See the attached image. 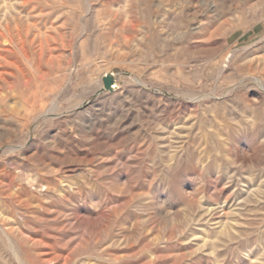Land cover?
Masks as SVG:
<instances>
[{
  "label": "rangeland",
  "instance_id": "1",
  "mask_svg": "<svg viewBox=\"0 0 264 264\" xmlns=\"http://www.w3.org/2000/svg\"><path fill=\"white\" fill-rule=\"evenodd\" d=\"M0 264H264V0H0Z\"/></svg>",
  "mask_w": 264,
  "mask_h": 264
},
{
  "label": "water",
  "instance_id": "2",
  "mask_svg": "<svg viewBox=\"0 0 264 264\" xmlns=\"http://www.w3.org/2000/svg\"><path fill=\"white\" fill-rule=\"evenodd\" d=\"M103 85L105 89L113 90L115 85V79L112 73L106 74L102 77Z\"/></svg>",
  "mask_w": 264,
  "mask_h": 264
},
{
  "label": "bare ground",
  "instance_id": "3",
  "mask_svg": "<svg viewBox=\"0 0 264 264\" xmlns=\"http://www.w3.org/2000/svg\"><path fill=\"white\" fill-rule=\"evenodd\" d=\"M18 49V48H17ZM19 51V50H18ZM55 108V104L53 103L51 106V110H53ZM50 111V110H49Z\"/></svg>",
  "mask_w": 264,
  "mask_h": 264
}]
</instances>
